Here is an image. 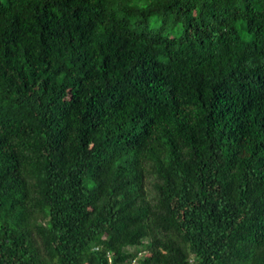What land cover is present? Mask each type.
I'll return each mask as SVG.
<instances>
[{
	"label": "trees",
	"instance_id": "trees-1",
	"mask_svg": "<svg viewBox=\"0 0 264 264\" xmlns=\"http://www.w3.org/2000/svg\"><path fill=\"white\" fill-rule=\"evenodd\" d=\"M0 264H264V0H0Z\"/></svg>",
	"mask_w": 264,
	"mask_h": 264
}]
</instances>
